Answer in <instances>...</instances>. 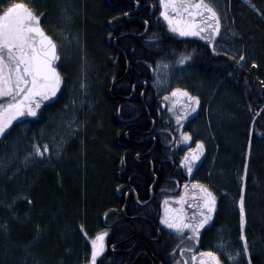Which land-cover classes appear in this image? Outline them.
<instances>
[{
	"label": "trees",
	"instance_id": "1",
	"mask_svg": "<svg viewBox=\"0 0 264 264\" xmlns=\"http://www.w3.org/2000/svg\"><path fill=\"white\" fill-rule=\"evenodd\" d=\"M27 3L34 6L29 0ZM97 3L93 6L100 9L99 23L96 21L94 29V22L89 19L86 27L87 34L94 39L98 32L95 43H100V48L107 52L108 71L102 88V103L107 107L105 128L88 139L104 142L100 148L106 154H99L93 163L95 169L88 163V168L84 167L88 173L82 176L69 173L68 166L74 164L65 168L60 163L36 161L37 168L29 170L15 162L6 176L0 175V221L8 225L12 244L20 247L18 261L21 253H25L21 249L27 248L30 256L41 263L81 264L82 258L90 253L88 238L96 231H106L103 264H175L182 259L179 256L182 242L162 226L164 199L180 196L185 182L198 180L215 194L218 186L224 188L222 192L229 189L238 200L241 189L236 174L244 165L242 155L249 148L250 135L253 146H264V62L256 61L255 67L251 61L237 63L236 56L212 52L206 41L171 32L159 16L158 0H97ZM251 4L260 9L258 13L264 20L261 6L252 0ZM244 7L245 13H250ZM252 17V27L258 34L256 46L262 55L264 24L256 15ZM183 55L191 56L192 65L201 72L199 75L221 73L226 84L239 92L243 104L244 114L236 113L232 123L233 131L243 136L242 146L234 160L228 159L224 165L219 159L212 168L218 173L213 184L206 179L211 169L206 158L201 161V169L195 168L192 174L180 164L183 148L178 145V126L167 109V101L154 86L156 61ZM81 145L80 137L76 138L70 151L80 150ZM213 151L209 146L208 157ZM260 154L257 163L251 162L248 185L253 173L261 181L264 178ZM223 179L228 183L218 184ZM222 196L220 202L217 200L212 221L201 229L197 251H214L220 237L239 244L238 210ZM191 202L189 198L185 207ZM169 203L178 206L174 200ZM244 231L253 264H264V228L249 220ZM173 248H177L176 253ZM221 259L229 264L225 257ZM8 260L0 255V264H17ZM238 264H247L245 256Z\"/></svg>",
	"mask_w": 264,
	"mask_h": 264
},
{
	"label": "rangeland",
	"instance_id": "2",
	"mask_svg": "<svg viewBox=\"0 0 264 264\" xmlns=\"http://www.w3.org/2000/svg\"><path fill=\"white\" fill-rule=\"evenodd\" d=\"M29 1L36 7L38 13L43 14L42 18L45 30L58 42L60 60L57 61V65L63 77V82L57 95L45 101L41 105V108L38 109L36 116H28L24 117L22 121H14L8 134L0 137V175L2 177L6 176L15 162L21 163L30 170L37 168L36 161H47L57 165L59 163L64 164L65 168L68 164H74L73 166H68L69 173L73 175L75 173L77 175L81 174L82 176V174L88 173L84 170V167L88 168L87 164L90 163V167L94 168L93 163L98 159L99 154L105 151L100 148L102 146L101 143L104 142L97 140L90 142L88 139L89 137L92 139L95 137L90 133L88 134V132L92 131V133H96L105 128L106 119L104 111L107 106L105 103H102V88L103 77H105L108 71L106 62L107 52H104L100 48V43H95V40L99 39L98 32L95 33L94 39L92 34H87L88 27H86V22L92 19L94 22L93 28L95 29L96 21L99 23L101 12L97 6H93L95 2L97 3V0ZM237 1L246 6L251 14L245 13V7L235 0H213V3L220 13L222 24L220 35L216 40L217 53H227L228 55L238 57V60L241 55H244V60L239 63L252 62L253 60L264 62V54L261 55L256 46L259 43L256 39L258 34L257 29L252 27L254 24L252 22V16L253 14L254 16L256 15L263 24L264 20L246 0ZM252 1L261 6L264 11V0ZM7 2L8 0H0V7L5 6ZM46 10L47 13H45ZM161 19L163 20V18ZM163 22L167 28L166 21L163 20ZM104 30L102 29V33H104ZM178 58L181 57H176V59ZM177 61L174 59L164 63L169 65L168 68H156L155 81L164 100L165 96H169V99L165 100L167 101V109L174 99L178 101L175 105L177 109L183 107V104L179 101L188 103L182 96H170L169 94L173 88H186L193 95L200 97V103L196 111L192 112L183 121L181 126H178V145L183 148L182 157H184L189 147H196V140H202L204 142V151L200 160L197 162L196 169H201V161L204 160L206 147L209 146L214 150V159L213 162L211 161L210 168L213 163L216 166L219 159L225 165L229 160L235 159V155L239 151V146H242L243 136L240 137L238 136L239 133L233 131L232 124L236 113L244 114L241 97H238L239 92L226 84L225 78L221 73L202 76L197 73L196 68L192 65L191 59L182 65L178 64ZM170 114L172 115V113ZM172 117L177 125L175 117L173 115ZM181 132H190L191 140L186 143L183 142ZM79 137L82 140L81 149L70 151V144ZM45 143L49 145V152L45 153L43 157L35 155L34 146H42ZM221 147L224 149L221 150ZM254 147L252 142L251 146L242 155L245 159L244 165L236 174L237 186L240 182V189L242 186L244 189L246 215L244 230L247 224H249V220L256 223L257 227L264 228V178L261 181L253 173L252 182L248 185L247 181L248 175L250 174L249 168L251 162L254 164L257 163L259 153H261L260 158L263 160L264 165V146ZM257 148H260L258 152H256ZM224 152L226 153V157H223ZM30 153L32 155H29ZM104 154L106 153L104 152ZM20 155L22 157L18 160ZM246 160L247 170L245 171ZM196 169L194 168V170ZM213 176L209 175L208 172L206 178L212 184L216 182L215 179H218V173L214 171ZM223 181H220L218 184L228 183L226 179H223ZM228 188L230 187L228 186ZM215 190L218 198L224 195L222 193L224 188L220 189L218 186ZM229 191V189L226 192L224 191L225 195L222 197L227 198L228 203L234 204V210H238L239 213V198L235 200L233 193ZM217 200L220 202L221 198ZM171 205L174 208L177 207V205ZM164 211L165 204H163L162 215H164ZM4 223L2 220L0 221L1 256L17 264H48V262L41 263L35 256H30L27 248L21 249L25 253H21L22 256L18 261L17 251L20 250V247L12 244L8 225ZM162 226L170 234H174L173 237L177 241L182 242L183 248L192 247L194 253L198 252L196 249L198 243L196 241H192L187 236L178 237L173 230L168 229L163 224ZM98 232L96 231L88 238L89 252L91 251V238ZM218 239L219 241L217 245L215 244L214 251H217L221 258H226L224 255L226 250L234 251L237 249V246L238 248L242 247V241L240 239V246L234 240L226 241L222 237ZM221 241L224 242L226 248L221 246ZM106 249L107 247L105 251ZM190 255L185 256V259H188ZM242 255L243 252L241 251L236 264L242 260ZM89 257L90 253L88 256L85 255L82 258L81 264H85ZM228 263L230 264L229 261Z\"/></svg>",
	"mask_w": 264,
	"mask_h": 264
},
{
	"label": "snow or ice",
	"instance_id": "3",
	"mask_svg": "<svg viewBox=\"0 0 264 264\" xmlns=\"http://www.w3.org/2000/svg\"><path fill=\"white\" fill-rule=\"evenodd\" d=\"M158 2L161 9L159 16L166 21L168 30L180 36L199 37L211 46L212 52H217L216 40L222 24L213 0H158ZM249 3L251 4V0ZM251 7L260 12L254 4H251ZM42 15L25 0H8L5 6L0 7V137L8 134L14 121L36 116L41 105L55 97L61 88L63 77L57 66V61L60 60L59 45L42 26ZM244 58V55H241L237 63ZM189 59L190 55H183L177 63L182 65ZM252 65L257 66V62L253 60ZM168 66L158 65L163 68ZM169 95L182 96L188 101V103L179 101L183 107L177 109L175 105L178 101L174 99L168 108L175 117L177 126H181L183 121L196 111L200 97L193 95L186 88H173ZM168 99L169 96H165V100ZM257 115L260 113L257 112ZM181 138L186 143L191 140V133L181 132ZM195 144L196 147H189L180 160V164L189 174L193 173L204 151L202 140H196ZM34 149L35 155L43 157L49 152V145L47 143L42 146L35 145ZM189 198L192 202L185 207ZM170 200L178 202V206L172 207ZM164 204L165 211L164 215L160 216L161 223L173 230L178 237L187 236L198 243L201 229L212 220L216 211L217 197L208 185L193 180L191 183L185 182L184 191L180 196L165 197ZM238 207L242 247L234 251L226 250L224 255L230 264H236L242 251L247 264H253L251 249L244 231L246 215L243 186ZM106 235L107 232L103 231L91 238L90 257L85 264H98V258L99 264H103ZM221 246L226 248L223 241ZM172 252L176 253L177 248H173ZM188 254H191L189 258L183 259ZM179 256L182 259L176 260L175 264H197V261L198 264H224L217 251L211 249L194 253L192 247H181Z\"/></svg>",
	"mask_w": 264,
	"mask_h": 264
},
{
	"label": "bare ground",
	"instance_id": "4",
	"mask_svg": "<svg viewBox=\"0 0 264 264\" xmlns=\"http://www.w3.org/2000/svg\"><path fill=\"white\" fill-rule=\"evenodd\" d=\"M33 8H34V10H36L37 11V13H38V10L36 9V7L35 6H33ZM39 14V13H38ZM41 20H43V18H41ZM58 66V65H57ZM196 71H197V73L198 74H201V72L200 71H198V69L196 68ZM261 111V110H260ZM251 129H252V127H250ZM91 135L92 136H94L95 135V133H91ZM251 143H252V138H251V135H250V137H249V139H248V142H247V145L248 146H250L251 145ZM208 147H206V156H204V158H206L207 159V161H208V165H209V167H210V165H211V161L213 162V159H214V151H213V153H212V155H211V158L210 157H208ZM42 162V161H41ZM47 162V161H46ZM49 163H51V162H49ZM213 167H215V164L213 163L212 164V167H211V169H210V171L208 170L207 171V174H206V176L208 175V172H209V175H211L212 174V172H213V170H212V168ZM198 179H199V177H198ZM246 180V179H245ZM224 195H225V192H222ZM94 236V235H93Z\"/></svg>",
	"mask_w": 264,
	"mask_h": 264
},
{
	"label": "flooded vegetation",
	"instance_id": "5",
	"mask_svg": "<svg viewBox=\"0 0 264 264\" xmlns=\"http://www.w3.org/2000/svg\"><path fill=\"white\" fill-rule=\"evenodd\" d=\"M42 22H43V20H41V24H42V26H43L44 24H43ZM43 27H44V26H43Z\"/></svg>",
	"mask_w": 264,
	"mask_h": 264
}]
</instances>
